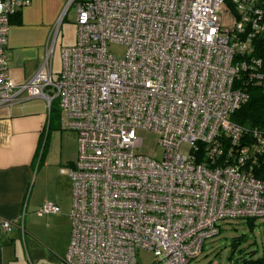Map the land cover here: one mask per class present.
<instances>
[{
  "label": "built area",
  "instance_id": "obj_1",
  "mask_svg": "<svg viewBox=\"0 0 264 264\" xmlns=\"http://www.w3.org/2000/svg\"><path fill=\"white\" fill-rule=\"evenodd\" d=\"M29 4L0 0V105L39 98L50 110L58 99L61 127L76 136L77 157L63 169V264H136L138 249L152 264H191L223 220L264 219V180L254 173L264 129L231 120L246 85L264 89V0H80L57 79L48 51L17 82L6 60L10 18ZM139 129L157 135L160 160L139 152ZM35 212L60 208L45 201ZM1 225L23 232L17 220Z\"/></svg>",
  "mask_w": 264,
  "mask_h": 264
},
{
  "label": "crops",
  "instance_id": "obj_2",
  "mask_svg": "<svg viewBox=\"0 0 264 264\" xmlns=\"http://www.w3.org/2000/svg\"><path fill=\"white\" fill-rule=\"evenodd\" d=\"M67 4L68 0H30L10 18L6 60L14 80L33 76ZM52 109L39 98L0 105V264H27L28 250L38 264L45 263L38 249L44 247L54 255L62 222L67 243L61 255L56 254L57 262L63 264L71 237V182L63 169L73 165L77 143L75 134L61 127L60 113L54 116ZM45 201L58 205L60 212L37 215L36 209ZM34 217H45L50 230H35ZM5 219L22 225L27 221L29 233L25 228L24 235L18 228L6 232L1 225Z\"/></svg>",
  "mask_w": 264,
  "mask_h": 264
},
{
  "label": "rangeland",
  "instance_id": "obj_3",
  "mask_svg": "<svg viewBox=\"0 0 264 264\" xmlns=\"http://www.w3.org/2000/svg\"><path fill=\"white\" fill-rule=\"evenodd\" d=\"M79 1L80 0H76L75 3L68 5L63 9L47 48V51H50L51 54L52 77L54 80L57 79L58 73L61 70V49L63 47L71 46L75 41V5ZM108 50L110 53L122 57L124 56L126 48L122 44L111 43L108 45ZM52 108V114L58 116V99L52 101ZM136 134L137 137L141 139L139 152L160 160L163 155V148L157 143V135L152 131L142 129L137 130ZM188 151L189 145L183 144L180 147V153L184 154L188 153ZM34 221L36 223L33 222V228L38 232L41 229L43 233L50 230L47 228L45 217H34ZM59 224H61L60 221ZM23 225L22 235H24V228L26 233H29L28 222L23 221ZM31 226L32 225H30V228H32ZM220 226V233L204 242L201 255L193 260L191 264H241L244 260L264 257V219H255V226L253 229H249L245 220L241 219L223 220L220 223ZM66 236L65 223L62 222L61 226L57 228V243L55 244L57 245V248L54 251V255L44 247H39L38 253L45 261V263L40 262L39 264H59L57 262V254L61 255L63 246L67 243ZM239 237H242V240L233 247V242ZM152 261L153 256L150 252L143 249H138L136 251V264H152ZM26 262L27 264H38L29 250L28 252L26 251Z\"/></svg>",
  "mask_w": 264,
  "mask_h": 264
},
{
  "label": "trees",
  "instance_id": "obj_4",
  "mask_svg": "<svg viewBox=\"0 0 264 264\" xmlns=\"http://www.w3.org/2000/svg\"><path fill=\"white\" fill-rule=\"evenodd\" d=\"M244 90L248 94V99L232 114L231 120L247 129H264V89L258 84L250 83L245 86ZM254 173L257 178L264 180V165L257 167ZM244 220L248 228L253 229L255 219ZM240 240L242 237L233 242V247ZM241 264H264V257L244 260Z\"/></svg>",
  "mask_w": 264,
  "mask_h": 264
}]
</instances>
